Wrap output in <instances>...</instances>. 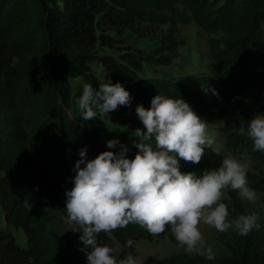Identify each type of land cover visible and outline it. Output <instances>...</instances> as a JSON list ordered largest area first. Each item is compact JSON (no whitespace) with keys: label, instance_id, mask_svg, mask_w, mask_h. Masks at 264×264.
<instances>
[{"label":"trees","instance_id":"trees-1","mask_svg":"<svg viewBox=\"0 0 264 264\" xmlns=\"http://www.w3.org/2000/svg\"><path fill=\"white\" fill-rule=\"evenodd\" d=\"M192 21L208 33L213 76L188 75L186 83L141 76L134 52L94 51L96 45L118 42L109 30L141 33L167 26L171 32ZM93 62L103 65L105 77L113 83H131L127 89L134 105L149 107L158 92L189 101L196 93L189 87H214L224 102H230L264 76V0H0V207L7 224L20 228L26 237L22 246L11 232L0 230V264H86L83 242L70 236L65 226V190L72 187L79 149L87 145L88 158H93L108 146L97 129L68 112L65 100L69 75L99 87L90 70ZM255 101L264 108V94L256 95ZM202 108L220 116L224 103L203 97ZM255 113L226 119L225 144L259 164L247 177L260 193L262 226L246 236L234 232L235 243H227L229 254L215 256L210 260L215 264H264V152L253 151L250 139L230 131L246 126ZM137 151L130 148L127 155L134 157ZM180 159L181 171L199 174L208 166L203 158L199 163ZM228 193L232 218L243 208ZM113 235L121 245L120 259L133 252V245L124 247L128 238L135 242L152 234L130 223ZM105 237L99 234L100 240ZM141 264H209V260L199 255L182 259L148 255Z\"/></svg>","mask_w":264,"mask_h":264},{"label":"clouds","instance_id":"clouds-1","mask_svg":"<svg viewBox=\"0 0 264 264\" xmlns=\"http://www.w3.org/2000/svg\"><path fill=\"white\" fill-rule=\"evenodd\" d=\"M99 87L92 82L82 85L77 97L80 118L88 121L130 106L133 99L123 82L103 78ZM218 95L214 87H205ZM135 112L143 127H136L131 141L138 149L134 157L119 137L106 140L107 148L88 158L87 145L79 149L70 177L72 187L65 190L67 223L81 232V250L86 264H141L129 253L117 259V228L139 224L153 236L171 233L185 253L215 259V251L204 239L200 225L218 232L232 229L240 236L261 228L256 212H241L229 218V206L222 197L225 190H237L242 199L256 202L257 192L248 182L251 156L225 154L222 145L209 135L208 122L197 114L188 101L158 92L149 107L136 105ZM252 141L253 151L264 152V111L256 112L246 126L234 128ZM119 145L118 150H114ZM221 157L218 166L196 171H181V159L199 163L206 148ZM31 209L32 205H25ZM234 211V210H233ZM112 238V244L99 239L100 233ZM134 241L128 238L124 247Z\"/></svg>","mask_w":264,"mask_h":264},{"label":"rangeland","instance_id":"rangeland-1","mask_svg":"<svg viewBox=\"0 0 264 264\" xmlns=\"http://www.w3.org/2000/svg\"><path fill=\"white\" fill-rule=\"evenodd\" d=\"M108 32L115 34L118 38V42L111 46L96 45L94 51L96 53H110L113 55H118L126 50L134 52L137 54L139 62L136 71L141 76L172 79L186 83L184 78L188 75L213 76L216 72L213 59L208 50V33L193 21L187 24H179L177 29L171 32L167 31V26L152 27L146 31H141V33L133 32L129 29H125L119 34H116L113 30H109ZM215 34L216 33L212 35ZM90 70L97 80L105 78L104 67L102 64L93 62L90 65ZM67 81L70 90L69 96L65 100V107L74 118L79 119L85 126L97 129L99 135L103 136L105 141L113 137H119V139L122 142L127 143L130 148H136L135 145L131 143V141L135 139V137L131 135V132L138 126L143 127L142 122L139 120L135 112L137 104H131L130 106L121 105L116 110L110 112L109 115L103 114L100 117L90 118L88 121H85L80 118L77 111L76 101L77 97L82 92L83 83L89 81L78 75H69ZM124 85L126 88L132 87L131 83H124ZM189 88L195 89L196 93H191L188 102L190 103L192 100L194 103L198 102L200 105L197 108L193 105L194 103H190L197 114L208 122L209 135L215 137L217 143L222 145L225 154L230 153L240 157L241 154L234 153L225 144V121L228 118H241L243 115L249 114L251 111H264V108L255 101L256 95L264 94V76L259 81L253 83L244 94L230 102H224L219 94H213L211 90L206 93L204 89H201L200 87ZM203 97L213 98L216 102L224 103L222 114L219 116L216 114L205 113V108L201 109ZM116 147H119V145ZM202 158L208 162L206 168L218 166L221 160V157L210 147L205 149ZM258 165V163L251 160L248 173L256 172V167ZM228 191L233 193L235 200L237 199L241 202L244 213L254 211L258 216L262 215L259 192L256 191L258 197L257 201L250 202L246 199L240 198L237 190L227 189L222 197L226 203L231 201ZM229 218L231 219V215H229ZM65 226L69 231L71 230L70 236L81 235V232L70 229L73 225L66 222ZM200 228L206 243L215 251V256L229 254L227 243H235L234 231L232 229L218 232L211 226L205 224H201ZM0 230L11 232L20 245H26V237L23 231L20 228H14L7 224L1 207ZM106 236L107 238L105 237L103 242L111 245L112 238L108 235ZM120 251L121 245L119 243L117 254ZM131 254L138 258L141 263L148 255H152L158 259L174 255L180 256L181 259L196 256L185 253L184 250L177 245L174 237L168 231L157 236L151 235V238L148 239L140 238L136 240L133 243V252ZM209 264L215 263L209 260Z\"/></svg>","mask_w":264,"mask_h":264}]
</instances>
